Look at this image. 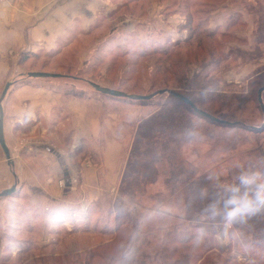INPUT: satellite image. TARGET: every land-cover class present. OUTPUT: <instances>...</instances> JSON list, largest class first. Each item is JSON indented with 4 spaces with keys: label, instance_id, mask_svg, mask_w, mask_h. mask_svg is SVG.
I'll return each instance as SVG.
<instances>
[{
    "label": "rangeland",
    "instance_id": "rangeland-1",
    "mask_svg": "<svg viewBox=\"0 0 264 264\" xmlns=\"http://www.w3.org/2000/svg\"><path fill=\"white\" fill-rule=\"evenodd\" d=\"M203 1L206 0H200L198 5ZM194 2L137 0L131 4L130 0H109L94 7L97 15H93L92 20L78 21L76 30L64 38L58 45L59 51L51 54V57L40 52L23 58L25 62L20 67L24 75L39 71L68 76L64 79H30L23 76V83L49 84L53 90L71 96H83L84 91H89L93 99L97 97L108 99L109 103L116 102V106L105 108L102 119L112 114H118L121 119L114 131H102L98 143H107L113 137L120 138L119 142L124 148L114 179H111L113 183L117 180L115 194L94 196L93 205L87 209L79 205L60 211L59 205L51 206L46 200L41 202L39 192L29 189L27 192L26 176L21 172L25 153H29L32 147L44 146V143L49 146L55 138L53 135L47 139L49 128L56 133L53 119L42 124L46 131L44 143L42 138H38L37 131L31 135L17 136L15 125L6 122V97L3 102L5 132L9 136L14 133L16 140L11 148L6 139L14 167L8 165L0 147V193L15 185L17 189L12 196L0 199V264H113V249L136 226L145 210L158 204L172 205L173 212L144 228L135 264H164V260H167V264H249V261L256 260L254 250L245 247L241 236L231 238L230 234L229 241L233 240L231 253L225 251L224 254L219 247L228 249L229 241L221 245L212 239L214 232L207 237L209 241L199 247L193 245L195 235L186 242V246L173 238L184 237L187 231L195 234L197 225L192 221L197 214L191 216L189 211H193L192 214L198 212L213 196L215 189L213 182L207 179L208 175L211 172L220 173L221 180L230 181L236 174L234 161L247 163L264 154V132L262 135L243 129L233 132L207 121L195 120L193 129L203 139L189 140L182 136L171 141L169 137L168 142L147 147L146 139L137 138L140 125L159 111L169 97L163 95L146 103H131L102 96L88 84L90 81L139 95L162 90L160 86L153 87L154 80L158 84L173 80V77L165 74V68L169 65L165 52L172 44L187 39L194 26L201 25L203 30L226 32L230 37L234 34L236 38L222 39L216 36L213 41L220 43L219 50L217 44L213 48L210 46L212 41H207L201 50L186 48L184 54L175 58L174 62L186 66L185 73L189 79L194 76H200L202 80L207 78L214 90L243 94L247 98L248 81L264 68V43L260 45L254 37L261 21L264 22V0H214L220 4L219 9L232 12L243 7L234 6L242 3L246 6V14L230 12L233 15L221 23L215 19L212 23L213 16L210 14L208 19L199 6H191ZM119 3L126 4V7ZM251 3L258 5L255 11H250ZM259 8L263 9L260 14L257 11ZM113 10L116 11L112 13ZM234 22L237 28L232 29ZM196 39L194 37L192 40L194 46ZM254 48L261 50L262 57L255 62L245 61L242 52H253ZM142 54L147 57L141 60L139 55ZM15 86H12V90ZM3 91L4 87H1L0 98ZM244 108L248 121L255 124L249 126L261 127L264 114L259 102L254 98L249 99ZM162 144L167 146L164 148ZM139 145L141 148L136 151ZM105 146L101 144L98 150L87 148L83 154L79 150L80 157L74 161L76 167L81 168L85 163L84 166L91 164L99 170L102 159L97 156L102 155ZM149 148L150 154L144 155ZM97 175L100 182L106 176H111L106 167ZM125 177L127 183L124 185ZM80 179L74 185H79ZM201 188H208L210 195L207 199L198 198ZM122 204L126 207L124 211L120 210ZM119 211L124 212L120 221H126V226L114 233L113 229L119 224ZM125 229L127 233L123 234ZM114 243L117 244L111 247ZM106 246L110 248L107 253L104 252ZM99 253H103L105 261ZM144 256L148 257L145 262Z\"/></svg>",
    "mask_w": 264,
    "mask_h": 264
},
{
    "label": "crops",
    "instance_id": "crops-1",
    "mask_svg": "<svg viewBox=\"0 0 264 264\" xmlns=\"http://www.w3.org/2000/svg\"><path fill=\"white\" fill-rule=\"evenodd\" d=\"M109 0H12L0 2V88L12 81L15 87L9 90L4 107L6 122L15 125L16 135L34 134L38 138L46 137L42 124L53 119V129H48L49 137H53L51 145L30 148L22 159V175L26 176V190L39 192V197L51 206L59 205L62 209L75 206L87 209L94 200L104 193L113 195L116 192L117 180L111 181L119 166L123 145L119 139L98 143L102 131H114L120 116L112 114L102 119L105 108L116 102L108 99H93L91 92L84 91L83 96H71L53 90L49 84L23 83L24 74L20 66L28 54L44 52L47 55L58 52V45L75 31L78 21L92 20L94 7L106 4ZM120 6L124 5L119 3ZM243 6V7H242ZM240 9L215 10L211 16L223 22L233 14H246V6ZM116 10H113L114 13ZM232 12V13H230ZM247 19V15H245ZM39 72V71H31ZM18 74V75H16ZM21 83V84H20ZM20 84V85H19ZM35 112V119L26 125L18 123L27 111ZM10 123V124H11ZM6 129V125H5ZM20 132V133H18ZM7 142L12 148L16 137L5 132ZM101 144L106 145L102 151L99 170L90 166L76 167L74 161L86 149L98 150ZM79 150H82L81 152ZM79 151V152H78ZM79 154V155H78ZM104 167L109 177L101 182L99 171ZM77 169V170H76ZM112 173V174H111ZM81 178V179H80ZM80 179L79 185H74ZM106 181V183H105ZM72 198V200H70ZM80 205V206H79Z\"/></svg>",
    "mask_w": 264,
    "mask_h": 264
},
{
    "label": "trees",
    "instance_id": "trees-1",
    "mask_svg": "<svg viewBox=\"0 0 264 264\" xmlns=\"http://www.w3.org/2000/svg\"><path fill=\"white\" fill-rule=\"evenodd\" d=\"M135 1L137 0H130L131 4L135 3ZM194 1H195L194 4H192L191 6H196V7L199 6L202 14L208 15V19L210 14H212L215 10L219 9L218 6L220 5L217 2H213L214 0L203 1L201 5H198L200 0H194ZM251 4L253 6L251 5V8H249L250 11L256 9L258 6L255 3H251ZM124 5L123 6L126 7V4ZM186 7L188 8L187 4ZM257 11L259 12L258 14H260L263 11V9L259 8ZM236 26L237 23L234 22L231 28L235 29L237 28ZM233 35L230 37L229 34H227L226 32H217L215 30L207 31V30H203L201 25L194 26L193 32H191V35L188 36L187 39L172 44V46L164 54L165 57L167 58L166 61L169 64L168 67L165 68V74L167 77L170 78L173 77L171 78L173 79L172 82L170 83L165 80V83L158 84L154 80L153 87L160 86L161 88H163L162 90L169 89L176 91L189 98L196 105L198 109L210 114L211 116L230 123H240L241 125L230 126V125H222V124L210 122L196 115L183 102L175 98L169 97L168 101L164 103L162 106H160L159 111L154 113L149 118L145 119V121H143L140 125V128L137 133V138L139 140L146 139L148 142L147 147L155 146L156 144L159 143H165V141H167V138L169 137L171 138V141H175L178 137L185 136V133L189 128L193 129L196 126V121L197 122L207 121L208 123L215 125L219 128L228 129L229 131H233V132L238 131L239 129H243L255 135L263 134L264 130H260V131L252 130L245 127V126H249V124L251 125H255V124L248 121L247 115L244 113V111L246 110L244 106L248 104L249 99L252 100L254 98L255 101H258V92L260 89L264 88V68L248 81V87H247L248 97L246 96L247 98H244L243 94L235 95V94H230L228 92H223L219 89L214 90L213 87L210 85L211 83L207 81V78L202 80L200 76H194L192 79H189L188 77H186V73H185L186 66L185 65L183 66L181 63L174 62L175 58H180V56L184 54L186 48L190 49L195 47L196 49L201 50L202 46L206 44L207 41H212L210 46H213V48H215V44H217V49L219 50L220 43L213 41L216 38V36H220L222 39H229V38L233 39V37H235V35L234 36ZM194 37L197 38L195 41L196 46L192 44V40ZM254 37L257 39V42L260 45L264 43V22L261 21L259 29L254 33ZM221 54L222 53L219 51V55ZM242 54L244 60L249 62H255V60H258L260 57H262V53L259 48H254V51L249 53L242 52ZM52 55L49 54L48 57H51ZM146 57H147L146 54L139 55V59L141 60L145 59ZM163 146L165 148L167 145L164 144ZM140 148L141 146L136 148V151H139ZM150 152L151 151L149 148L144 152V155H148L150 154ZM129 179L130 178H128V182ZM125 183H127V177H125L124 179V185ZM125 193L126 192L124 191V194ZM128 197L130 198L129 195ZM125 208L126 207L124 206V204H122V208H120V210L124 211ZM127 210L128 208L126 209V211ZM122 211H119L118 213L117 217L119 218L118 221L119 224L117 227L113 229L114 233H117V231H122L123 225L126 226V221L124 220L120 221L121 219H123L122 215L124 214V212ZM199 211L193 214H192L193 211H189V212L191 216H194V214H198ZM126 230L127 229H125L123 234L127 233ZM235 231H237V228L231 230V232H235ZM239 231L242 232L241 238H243L244 240L245 247L249 248L250 250H254V257L256 259L255 262L258 264H264V216L254 218L253 220L249 221V224L247 226L240 228ZM187 232L188 233L184 237L173 238V240L176 242H181L183 243L182 245L186 246V242H189V240H191V237L195 235V234L193 235L190 234L189 231ZM114 233H112V235H114ZM213 235L214 236L212 239H216L215 233H213ZM208 241L209 239L206 238L204 243H207ZM232 243L233 240L231 242L229 241L228 249L224 248V246H220L219 250L222 251L221 253L224 254L227 251L231 253L230 246ZM116 244L117 243H114V245H111V247L115 246ZM115 249H113V251H115ZM107 251H110V248L109 247L107 248L106 246L104 248V252L107 253ZM112 254L114 255V252H112ZM99 255L100 258L102 260L104 259L105 261V257L103 253H99ZM147 259L148 257L146 256L143 257L144 262ZM166 261L167 260H164V264H167Z\"/></svg>",
    "mask_w": 264,
    "mask_h": 264
},
{
    "label": "clouds",
    "instance_id": "clouds-1",
    "mask_svg": "<svg viewBox=\"0 0 264 264\" xmlns=\"http://www.w3.org/2000/svg\"><path fill=\"white\" fill-rule=\"evenodd\" d=\"M31 119H35L33 110L23 114L18 121L26 125ZM185 136L189 139H203L200 133L189 128ZM236 174L230 181L221 180V174L211 172L207 179L213 182L215 189L209 202L199 211L192 223L197 225L193 245L199 247L213 232L221 245L227 243L231 232V238L242 235L239 231L256 217L264 216V154H261L247 163L239 160L233 162ZM209 197L208 188H201L198 192L200 200ZM191 201L189 202V206ZM173 212V206L158 204L152 209L145 210L138 219L136 226L131 229L125 239L117 245L113 264H135L138 248L142 240L143 230L150 222L164 218ZM255 264V261H249Z\"/></svg>",
    "mask_w": 264,
    "mask_h": 264
},
{
    "label": "water",
    "instance_id": "water-1",
    "mask_svg": "<svg viewBox=\"0 0 264 264\" xmlns=\"http://www.w3.org/2000/svg\"><path fill=\"white\" fill-rule=\"evenodd\" d=\"M24 76L30 79H64L68 77L62 74L61 75L60 74H47L43 72H29L25 74ZM15 83H16L15 81L9 82L5 86L2 96L0 98V147L5 154V157L8 161V165L10 167H14V161L12 160L11 151L6 142L5 112H4L3 102L8 95L10 88ZM88 84L93 89V91L101 94L102 96L110 97V98L121 100V101H128L131 103H146V102L154 100L155 98L159 96L167 95L168 97H172V98H175L183 102L190 108L192 112H194L196 115L200 116L201 118L205 120H208L210 122H214L217 124H222V125H230V126L241 125L240 123H230V122L223 121V120H220L218 118L211 116L210 114L198 109L196 105L189 98L173 90L164 89V90H158L155 93L150 94V95H139V94L126 93L124 91H119L116 89H111L109 87H104V86H101L100 84L90 82V81H88ZM263 96H264V88L260 89L258 92L259 106H260L262 113L264 114ZM245 127L252 129V130L260 131V130H264V123L261 127H254V126H245ZM16 189H17V185H15L10 190H6L0 193V199L12 196V194L16 191Z\"/></svg>",
    "mask_w": 264,
    "mask_h": 264
},
{
    "label": "built area",
    "instance_id": "built-area-1",
    "mask_svg": "<svg viewBox=\"0 0 264 264\" xmlns=\"http://www.w3.org/2000/svg\"><path fill=\"white\" fill-rule=\"evenodd\" d=\"M11 2L12 0H0V2Z\"/></svg>",
    "mask_w": 264,
    "mask_h": 264
}]
</instances>
